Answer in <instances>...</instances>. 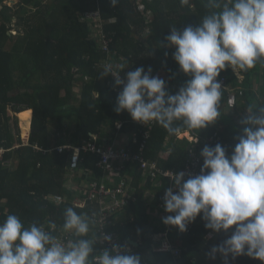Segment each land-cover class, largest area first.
Here are the masks:
<instances>
[{"label": "trees", "instance_id": "obj_1", "mask_svg": "<svg viewBox=\"0 0 264 264\" xmlns=\"http://www.w3.org/2000/svg\"><path fill=\"white\" fill-rule=\"evenodd\" d=\"M7 2L17 3L9 5ZM142 2L144 10L137 0H118L116 7L111 6L110 0H0V148L7 150L0 159V223L7 215L15 214L25 227L35 222L49 230L52 224L63 225L68 207L89 215L90 207L75 208V196L67 188L68 176L75 169L84 179L86 172L101 179L103 171L97 167L98 158L82 154L73 168V154L60 153L56 149L66 144L81 147L91 135H99L104 126L115 131L116 125L123 123L124 132L136 129L129 125L134 121L126 111L118 114L114 110L119 93L109 89L111 77H104L105 69L99 66L108 55L100 49L93 23L85 21L86 13L100 11L107 21L117 18V22L105 26V33L114 38L111 51L134 63L135 69H153V76L160 69L167 70L165 82L170 94L178 92L190 79L173 60L175 49H168L166 37L171 28L182 31L189 25H198L214 9L208 7L207 0H189V5L184 6L180 0ZM147 12L153 15L154 23L151 35L143 41L135 36L130 23L136 24L133 18H138L140 29H146ZM14 30L22 33L15 37ZM151 41H155L158 49L148 65H144L147 48L143 45L151 46ZM9 43H12L10 47ZM222 75L227 77L228 91H235L237 95L240 91L243 93L242 97L238 96L237 108L227 109V92H223L219 102L220 118L203 130H188L177 123L174 126L180 131L170 134L156 124L144 153L147 158L157 161L163 169L181 171L189 151L201 153L205 140L215 135L226 154H232L242 132L244 113L249 107L254 110L264 107V60L248 71L240 70V75L244 76L242 82L231 68H226ZM78 82L83 83L82 100L75 93ZM31 111L32 135L27 145H23L20 130L26 140ZM16 115H19L20 130ZM12 122H15L16 134L12 133ZM187 132L200 140L198 145L179 140L178 134ZM5 161H13L14 165L3 166ZM202 165L203 159L201 168ZM125 174L133 178L137 200L114 219L110 229L117 232L120 243L129 244L140 237L149 244L147 249H135L142 264L141 254L150 250L153 235L167 227L165 225L162 231L152 230L149 218L152 210L158 208L168 182L163 181V188L150 206L143 200V190L149 189L152 183L141 186V168L135 165L125 170ZM49 195H61L68 202L55 205L45 201ZM193 225L190 233H180L172 227L170 239L175 247H180L181 255L174 258L170 253L156 252L155 264H223L219 255L213 260L209 253L212 246L222 244L231 231L213 233L205 228L200 217ZM231 264L261 262L241 256Z\"/></svg>", "mask_w": 264, "mask_h": 264}, {"label": "clouds", "instance_id": "obj_2", "mask_svg": "<svg viewBox=\"0 0 264 264\" xmlns=\"http://www.w3.org/2000/svg\"><path fill=\"white\" fill-rule=\"evenodd\" d=\"M116 7L118 0H110ZM182 6L189 0H180ZM214 9L196 26L183 30L171 28L167 47L174 48L173 60L190 79L175 94L166 90L165 80L138 67L124 79L105 69L116 86L118 114L127 112L142 125L155 122L170 134L203 130L220 118L222 85L217 79L226 68L248 71L264 60V0H207ZM167 55V54H166ZM242 132L230 156L217 144L201 150L200 173L185 179L175 173L174 188L164 194L166 226L187 231L200 217L213 233L231 235L222 244L213 245L210 258L219 255L223 264L247 256L264 264V107H249L241 121ZM94 218L68 207L63 231L75 239L66 244L51 230L33 222L25 227L15 214L0 223V264H141L140 256L127 246L112 244L99 255L93 247L99 239L112 242L110 235L95 233L89 238ZM51 229L55 225H50Z\"/></svg>", "mask_w": 264, "mask_h": 264}, {"label": "built area", "instance_id": "obj_3", "mask_svg": "<svg viewBox=\"0 0 264 264\" xmlns=\"http://www.w3.org/2000/svg\"><path fill=\"white\" fill-rule=\"evenodd\" d=\"M137 2L138 5H140V8L144 10L142 0H137ZM146 19L147 21L153 20L150 12H147ZM85 21L93 23L92 26L97 31L96 36L99 38L100 49L108 55L104 65L101 64V67H111L108 59L114 38L110 34L105 33V26L109 22L113 23L115 21L110 20L106 23L102 19L100 11L86 13ZM111 70L113 73L120 74L121 79H124V75H122L117 69H112L111 67ZM217 79L222 85V93L227 92V109L235 110L238 104V96L242 97L243 93L240 91L237 95L235 91H228L227 77L225 75H222ZM109 86L115 93L121 92L123 88L122 85L119 87L116 86L115 80L112 76ZM133 124L138 128V131L133 134L130 145L126 147L104 146L103 144H99L97 137L91 136L90 140L85 142L81 147L66 145L56 149L60 153L70 152L73 154V168H76L81 160L82 154H92L98 158L97 167L103 171V177L101 179L93 177L91 176V173L86 172L88 178L86 179V197L84 199L75 198L74 200L75 208L86 209L87 207H90L89 216L95 220V224L92 225V231L94 234L98 233V236L100 237L104 235H110L112 237L111 243H106L102 239H99L97 241L99 244L98 248H93L94 255H99L105 249L111 252L112 244H119L121 246L126 245L134 254L130 245L120 243L117 232L110 229V227L114 225V219L119 217L125 208L137 200V197H135L130 187L132 179L128 178L126 174L124 176L125 170L137 165L141 168L144 178L151 183L161 184L163 181L168 182L167 188L162 193L161 202L158 206V209L164 214V217L168 215L164 208V194L167 189L174 188L172 180L175 177V173L182 171L185 173L184 178L187 179L190 175H198L201 170L202 157L199 152L194 151L193 149L189 151L185 166L181 171L161 168L157 161L151 160L144 155L151 140L152 132L156 127V123L152 122L142 125L138 122H134ZM117 129L121 131L123 129V124L117 125ZM189 142L196 145L199 144V141L197 139L195 140L193 137ZM203 144L205 146H215L220 144V140L217 136H213L212 138L205 140ZM5 152V149H0V159H3ZM45 201L61 206L67 203L68 199L61 195H49L45 197ZM193 226V223L189 224L186 232L190 233L193 230ZM49 230H51L53 234L65 244L68 241L75 239L72 233L63 231V225H55L54 229L50 228ZM171 231L172 227L168 226L165 231L156 236L159 243L158 252L170 253L174 258H179L181 250L175 247L171 241Z\"/></svg>", "mask_w": 264, "mask_h": 264}, {"label": "crops", "instance_id": "obj_4", "mask_svg": "<svg viewBox=\"0 0 264 264\" xmlns=\"http://www.w3.org/2000/svg\"><path fill=\"white\" fill-rule=\"evenodd\" d=\"M101 16H102V14H101ZM146 16H147V14H146ZM152 17H153V15H152ZM102 19L106 23L109 22V21L105 20L103 18V16H102ZM133 19L136 21V24H135V22H131L130 25L133 29V32L135 33V36L138 37L140 40L142 39L143 41H146V39H148L152 33V25L154 23V17H153V20H151V21H147V19H144V22H146V29H144V30L140 29L141 22L139 21V19L135 18V17ZM113 21L117 22L118 19L117 18L113 19ZM110 23H112V22H109L108 24H110ZM93 37L95 38V35ZM151 42H152L151 46L149 44L143 45V47L146 46V48H147L146 53H144V56H143L144 57L143 60H144V62H146V63H144V65H148V63H147L148 60L150 58H152L154 56V54L156 55L155 52L158 49L155 41H151ZM168 49H174V48L168 47ZM106 59H104L100 63L99 66H101V64L104 65V62ZM108 61L111 65L112 69H117L122 75L124 74V77L128 71H134L135 70V64L134 63H130L131 61L127 60L126 57L120 56L116 52L111 51ZM101 68L106 69L104 66H102ZM151 70L153 71V69H151ZM159 71L160 72H158L155 76H158L159 78H161L163 80H167L168 79L167 70L160 69ZM124 72H126V74ZM235 73L237 74L238 78L242 82L244 80V76L240 75V70L236 69ZM110 77H111V75H110ZM82 85H83V83H82ZM82 85L78 84L77 89H75L76 96L79 100H82V92H83L82 91ZM108 85H109V83H108ZM109 89H111L110 86H109ZM96 99H98V96H96ZM238 102H240V100H238ZM25 112H27V111H25ZM30 113H31V120H30V130H29L28 138L24 141H22L20 139L22 141L23 145H26L28 143L29 137L31 136L30 132H31V122H32V111ZM18 116L19 115H16L17 119H19ZM228 116L231 117L233 115L229 114ZM133 123L129 124V125L135 126ZM119 124H123V123H119ZM119 124H117V125H119ZM117 125H116L115 131H112L107 126H104L102 131H100L99 135H91V136L97 137L99 144H103L104 146H115V147L121 148V147H126V146L130 145L131 138H132L133 134H135L138 131V128L135 126L136 127L135 130L124 132V128L121 131H119L117 129ZM124 126H125V124H123V127ZM12 133L16 134V131L15 132L12 131ZM186 135H189V137H186ZM91 136H90V138H91ZM215 136H217V135H215ZM192 137L196 140V138L194 137V134H192L190 132H187L185 134H181V133L178 134V138L181 141L182 140L190 141L192 139ZM65 138L67 139L68 137L65 136ZM197 140L200 142V140L198 138H197ZM66 145H71V144H66ZM0 149H2V148H0ZM6 152H7V150H6ZM6 152H5V154H6ZM170 152H171V150L168 151V154ZM11 165H14L13 161L3 162V166H11ZM134 167L135 166L128 168V169L131 170ZM81 176H82V174L79 173L78 171H76L75 169L70 171L69 176H68L69 181L67 184V188L74 194L76 199H84L86 197V194H87L86 179H88V178L86 176V179H84V177L83 176L81 177ZM142 177H143L142 178L143 183H141V186H146L147 182H150V181H148L146 178H144V176H142ZM128 178L132 179V183H131L130 187H131V190L133 192H135V190H134L135 186H134L133 178L130 176H128ZM162 188H163V182L161 184L152 183V186L149 189L143 190V200L147 202L146 203L147 205L151 206L153 204L154 200L157 197L158 192L161 191ZM162 218H164V214L158 208H155L154 210H152V212L150 213V218H149V225L152 227L150 229L153 230L155 228H158V229H160V231H162L163 227L165 226V224L162 223ZM167 227H166V229H167ZM157 235H159V234H155L152 237L153 241H152V244L150 245V250H148L147 252H144V254H141L142 258H143L142 264H155L154 254L156 252H158V248H159L158 238L156 237ZM93 236H94V233H93V231H91L89 233V238H92ZM210 237H211V234L209 235V238ZM136 239L137 240L132 241V242L137 243L139 245L138 247H135L131 243H129L130 247L134 251V254H135V249H147L149 247V244L146 241H144V239H142L140 237H137ZM98 246H99V244L97 242L93 248H98ZM179 249H180V247H179Z\"/></svg>", "mask_w": 264, "mask_h": 264}, {"label": "rangeland", "instance_id": "obj_5", "mask_svg": "<svg viewBox=\"0 0 264 264\" xmlns=\"http://www.w3.org/2000/svg\"><path fill=\"white\" fill-rule=\"evenodd\" d=\"M52 2V1H51ZM9 5H14L16 4L17 2H7ZM13 35L16 37L18 35H20L22 33V31L20 30H14L13 32ZM12 43H9L8 47L11 46ZM79 85H82V82H78ZM18 120V123H19V130H20V119H17ZM11 127H12V131L15 132L16 131V125H15V122H12L11 123ZM20 139L22 141H24V139L22 138V133H21V130H20Z\"/></svg>", "mask_w": 264, "mask_h": 264}, {"label": "water", "instance_id": "obj_6", "mask_svg": "<svg viewBox=\"0 0 264 264\" xmlns=\"http://www.w3.org/2000/svg\"><path fill=\"white\" fill-rule=\"evenodd\" d=\"M30 135H32V131L30 132ZM130 243L133 245V246H135V247H138L139 245L137 244V243H135V242H132V241H130ZM147 247V246H146Z\"/></svg>", "mask_w": 264, "mask_h": 264}, {"label": "bare ground", "instance_id": "obj_7", "mask_svg": "<svg viewBox=\"0 0 264 264\" xmlns=\"http://www.w3.org/2000/svg\"><path fill=\"white\" fill-rule=\"evenodd\" d=\"M186 137H189V135H186Z\"/></svg>", "mask_w": 264, "mask_h": 264}]
</instances>
